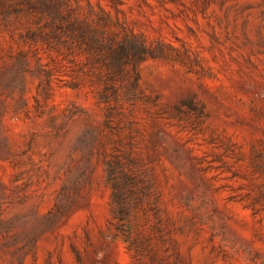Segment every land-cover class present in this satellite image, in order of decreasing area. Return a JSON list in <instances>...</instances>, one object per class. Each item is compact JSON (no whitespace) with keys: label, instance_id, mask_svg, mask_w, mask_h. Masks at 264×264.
<instances>
[{"label":"rangeland","instance_id":"374dc122","mask_svg":"<svg viewBox=\"0 0 264 264\" xmlns=\"http://www.w3.org/2000/svg\"><path fill=\"white\" fill-rule=\"evenodd\" d=\"M0 264H264V0H0Z\"/></svg>","mask_w":264,"mask_h":264}]
</instances>
